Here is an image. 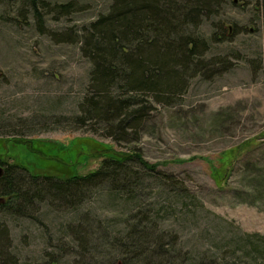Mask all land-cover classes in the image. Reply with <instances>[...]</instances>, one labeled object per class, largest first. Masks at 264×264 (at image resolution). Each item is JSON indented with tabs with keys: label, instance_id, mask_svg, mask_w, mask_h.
I'll list each match as a JSON object with an SVG mask.
<instances>
[{
	"label": "rangeland",
	"instance_id": "rangeland-1",
	"mask_svg": "<svg viewBox=\"0 0 264 264\" xmlns=\"http://www.w3.org/2000/svg\"><path fill=\"white\" fill-rule=\"evenodd\" d=\"M211 1L199 29L206 70L167 103L148 97L140 126L120 136L76 120L91 69L81 35L111 0H0V139L59 151L94 140L135 150L171 177L146 173L137 200L102 185L75 209L44 202L36 219L3 218L0 264L6 256L9 264L121 263L122 251L108 244L129 233L138 212L156 220L174 264H264V246L245 251L250 237L264 239V0ZM67 3L71 11L58 13ZM86 148L79 174L101 161L100 149ZM34 150L7 144L0 154L44 172L49 159Z\"/></svg>",
	"mask_w": 264,
	"mask_h": 264
},
{
	"label": "trees",
	"instance_id": "trees-1",
	"mask_svg": "<svg viewBox=\"0 0 264 264\" xmlns=\"http://www.w3.org/2000/svg\"><path fill=\"white\" fill-rule=\"evenodd\" d=\"M31 3L34 16L42 19L35 2ZM213 6L216 4L211 0H111L108 11L91 22L81 35V54L91 69L87 94L79 104L81 115L76 120L102 122L108 133L122 136L127 130L135 132L145 119L148 97L167 103L182 93L189 79L206 70L208 44L199 29ZM70 7V3L60 5L57 12L68 14ZM116 141L112 143L116 145ZM7 144L34 148L49 163L44 172H31L14 158L0 154L1 241L7 235L3 218L36 219L40 203H60L75 209L102 185L128 200H137L146 173L171 178L158 172L135 150L116 152L94 140H77L60 151L42 144L35 148L32 141L7 137L0 139V150ZM86 147L100 149L93 151L101 156V161L94 171L79 174L76 159L81 155H85L82 159L88 157ZM51 152L57 155L47 157L54 154ZM152 217L151 213L138 212L130 220L133 224L129 233L107 243L122 251L121 264H174L173 250ZM250 238V250L246 253L258 252L264 239ZM8 262L10 258L6 256L2 264Z\"/></svg>",
	"mask_w": 264,
	"mask_h": 264
},
{
	"label": "water",
	"instance_id": "water-1",
	"mask_svg": "<svg viewBox=\"0 0 264 264\" xmlns=\"http://www.w3.org/2000/svg\"><path fill=\"white\" fill-rule=\"evenodd\" d=\"M0 174H1V168H0ZM0 202H3V199H0ZM116 264H121V263L117 262Z\"/></svg>",
	"mask_w": 264,
	"mask_h": 264
}]
</instances>
